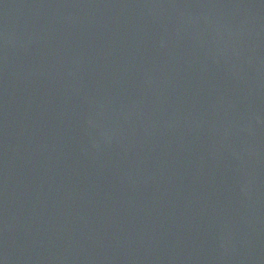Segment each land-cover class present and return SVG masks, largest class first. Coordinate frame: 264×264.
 Wrapping results in <instances>:
<instances>
[{
  "label": "water",
  "instance_id": "1",
  "mask_svg": "<svg viewBox=\"0 0 264 264\" xmlns=\"http://www.w3.org/2000/svg\"><path fill=\"white\" fill-rule=\"evenodd\" d=\"M0 264H264V0H0Z\"/></svg>",
  "mask_w": 264,
  "mask_h": 264
}]
</instances>
